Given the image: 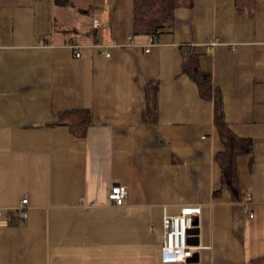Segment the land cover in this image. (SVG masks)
Wrapping results in <instances>:
<instances>
[{
	"label": "crops",
	"instance_id": "crops-1",
	"mask_svg": "<svg viewBox=\"0 0 264 264\" xmlns=\"http://www.w3.org/2000/svg\"><path fill=\"white\" fill-rule=\"evenodd\" d=\"M256 1L251 16L235 0H194L148 52L150 36L133 34L134 0H88L72 26L58 23L55 0H0V264H178L162 260L163 219L188 205L202 207L188 264H264ZM188 48L212 75L226 121L253 140L237 160L241 201L222 187L214 100L183 72ZM72 110L91 113L84 136L55 123ZM114 185L128 190L123 206L109 200ZM25 198L22 219L13 210Z\"/></svg>",
	"mask_w": 264,
	"mask_h": 264
},
{
	"label": "trees",
	"instance_id": "trees-1",
	"mask_svg": "<svg viewBox=\"0 0 264 264\" xmlns=\"http://www.w3.org/2000/svg\"><path fill=\"white\" fill-rule=\"evenodd\" d=\"M69 0H55L58 7H67ZM194 0H134V35H160L161 31L171 28L175 23V12L179 8L191 7ZM240 13L254 15L256 0H235ZM183 72L199 87L205 100H214L215 125L223 142V150L216 160L221 168L222 187L231 193L234 201L243 199V192L237 173V160L242 155L253 152V140L238 135L225 118L224 102L219 89L213 82L212 75L202 70L199 54L194 48L184 49ZM148 114L155 119L157 108V86L146 87ZM57 124L68 123L75 134L84 136L91 125V113L87 110L59 112Z\"/></svg>",
	"mask_w": 264,
	"mask_h": 264
},
{
	"label": "built area",
	"instance_id": "built-area-1",
	"mask_svg": "<svg viewBox=\"0 0 264 264\" xmlns=\"http://www.w3.org/2000/svg\"><path fill=\"white\" fill-rule=\"evenodd\" d=\"M98 26V21H95ZM157 36L151 35L147 51L157 44ZM77 58L81 56L80 46L73 45ZM110 57V53L106 54ZM128 196V190L122 185H114L109 192V200L116 206H123ZM28 199H23L21 206L13 210L14 214L22 219L28 217ZM202 214L201 206H184L179 214H165L163 219L164 242L162 260L164 263L188 264L199 247L190 243L191 231L199 228L196 219Z\"/></svg>",
	"mask_w": 264,
	"mask_h": 264
},
{
	"label": "rangeland",
	"instance_id": "rangeland-1",
	"mask_svg": "<svg viewBox=\"0 0 264 264\" xmlns=\"http://www.w3.org/2000/svg\"><path fill=\"white\" fill-rule=\"evenodd\" d=\"M87 3L88 0H69L67 7H61L60 5L56 7V17L58 23L67 21V25L72 26L79 20L83 11L87 12L90 9ZM90 13L92 12L90 11Z\"/></svg>",
	"mask_w": 264,
	"mask_h": 264
},
{
	"label": "water",
	"instance_id": "water-1",
	"mask_svg": "<svg viewBox=\"0 0 264 264\" xmlns=\"http://www.w3.org/2000/svg\"><path fill=\"white\" fill-rule=\"evenodd\" d=\"M197 254L195 253L194 256L189 260L190 263L194 262V258Z\"/></svg>",
	"mask_w": 264,
	"mask_h": 264
}]
</instances>
